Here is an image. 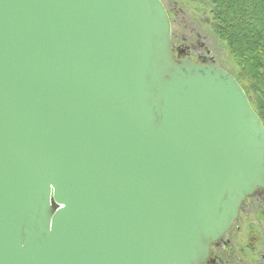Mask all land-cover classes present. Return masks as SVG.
<instances>
[{"label":"water","instance_id":"95a60500","mask_svg":"<svg viewBox=\"0 0 264 264\" xmlns=\"http://www.w3.org/2000/svg\"><path fill=\"white\" fill-rule=\"evenodd\" d=\"M256 188L264 125L162 0H0V264H203Z\"/></svg>","mask_w":264,"mask_h":264},{"label":"trees","instance_id":"16d2710c","mask_svg":"<svg viewBox=\"0 0 264 264\" xmlns=\"http://www.w3.org/2000/svg\"><path fill=\"white\" fill-rule=\"evenodd\" d=\"M210 2L214 36L227 44L237 69L231 74L264 125V0Z\"/></svg>","mask_w":264,"mask_h":264},{"label":"rangeland","instance_id":"374dc122","mask_svg":"<svg viewBox=\"0 0 264 264\" xmlns=\"http://www.w3.org/2000/svg\"><path fill=\"white\" fill-rule=\"evenodd\" d=\"M170 8L179 12L183 25L178 29L182 34L191 35L199 32L207 36V44L217 64L232 73L237 74L227 44L218 40L213 33L210 0H162ZM247 86L246 80L242 81ZM253 203V202H252ZM245 212L239 214L238 222L231 230L233 253L232 264H263L264 255V202L252 204Z\"/></svg>","mask_w":264,"mask_h":264},{"label":"flooded vegetation","instance_id":"af4514ba","mask_svg":"<svg viewBox=\"0 0 264 264\" xmlns=\"http://www.w3.org/2000/svg\"><path fill=\"white\" fill-rule=\"evenodd\" d=\"M162 2L167 11L171 25V50L173 59L178 62L183 59H188L201 65H218L209 45L206 42L207 36H202L199 32H193L195 36V38H193L191 35L185 36V34H182L180 31L178 33L177 28H179L180 25H183L179 12L170 8L168 4L164 3V1ZM252 202L256 204L264 202V189L256 188L250 195H248L241 204L239 214L245 212L247 208H252ZM238 218L235 222H233V224L238 222ZM233 224L228 231L223 233L210 245L208 255L203 264H232L231 260L233 253L231 252V230L233 229Z\"/></svg>","mask_w":264,"mask_h":264}]
</instances>
